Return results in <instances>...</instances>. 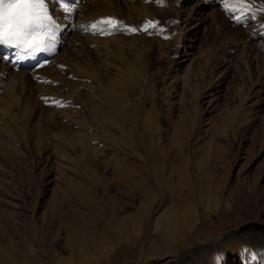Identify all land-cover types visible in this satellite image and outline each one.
Wrapping results in <instances>:
<instances>
[{
    "label": "rangeland",
    "instance_id": "obj_1",
    "mask_svg": "<svg viewBox=\"0 0 264 264\" xmlns=\"http://www.w3.org/2000/svg\"><path fill=\"white\" fill-rule=\"evenodd\" d=\"M185 1L159 29L138 9L107 47L84 35L80 11L71 42L38 77L48 83L16 78L17 98L63 112L42 122L38 112L15 138L0 133V264H264L248 237L264 235V54L247 40L227 53L228 19L203 27L208 0ZM173 21L177 45L163 32ZM86 63L119 93L128 69L142 72L138 92L120 93L124 141L93 128L71 94ZM57 125L75 140L39 151L40 130L54 138Z\"/></svg>",
    "mask_w": 264,
    "mask_h": 264
},
{
    "label": "bare ground",
    "instance_id": "obj_2",
    "mask_svg": "<svg viewBox=\"0 0 264 264\" xmlns=\"http://www.w3.org/2000/svg\"><path fill=\"white\" fill-rule=\"evenodd\" d=\"M178 1L179 0H46V4H47L48 13L53 18L57 26L56 36L58 38H56L55 40V46L57 48H62L64 44H69L71 42L70 34L72 31H74V22L72 21L73 18L76 15H78L80 11L81 13H79V16L81 17L82 15V20H83L82 21L83 23L80 24L81 25L80 29L82 30L84 35H88L86 37L90 39L94 44H102L107 47V45H112L113 41L115 40L117 41V39L114 37L115 34L119 32L121 29H125V27L129 25L128 22L129 19H132L131 21H133V17H134L133 15L137 14L138 9L143 10L147 16L150 15L149 16L150 19L155 20L154 21L155 25L153 24L154 29H159L163 25L161 21L159 22V18H161V16L162 17L168 16L167 18H169L171 16L172 8H175L174 5ZM185 2H187V0ZM166 3L167 5H165ZM244 5L245 6H242L236 3L235 0H215L213 4L210 3L208 0L205 3V5L202 6V8L203 9L213 8L211 9L212 16L210 15L211 18L209 19V21L208 22L205 21L204 23H202V26L204 27L209 22L213 23L214 25L215 22H218L219 20H222L226 17L229 21L228 25L231 27V29L235 31V35H236V37L232 38L230 41V45L232 47L229 46L230 47L229 48L227 46L229 48V49L227 48V53L230 51H231L230 54L236 52V50H238V48L240 47V45L238 44H241L242 41L247 40L245 41L246 44L245 47L246 48L249 47L248 48L249 50L247 51L252 52L251 51L253 50L252 46H255L258 47V49L261 50L260 52L264 54V0H244ZM154 6L159 7V9L158 7L156 8L158 12L154 10L155 9ZM182 8L183 6L180 7V9ZM196 9L197 7H193L187 12L192 20H193V14L195 13ZM107 17H114L116 20H118L119 21L118 27L112 29L109 28L107 25L103 24V25H99L97 30L91 29V25L93 23H96L97 21ZM176 22L174 24L173 21L164 26L163 32L165 31V36L172 37V35L178 30ZM153 25L151 24V26ZM237 25L238 26L241 25V27L238 29ZM109 29H111V31H105L104 34H101V30H109ZM166 30L168 31V33H166L167 32ZM183 37L184 34H180L177 38L172 37V40L170 41H172V44L177 45V42L181 41ZM68 39H70V41ZM118 41H122V39L120 40L118 39ZM32 61H33L32 56L24 52H21L19 50H16L12 46L0 44V87L2 88L0 89L2 90V92L0 93V100H1L0 102L2 104L0 106V115L2 117L1 116L0 117L4 120V122L0 126V133L5 134L4 136H7L8 137L7 139L17 137L16 136L17 132H15L17 128L16 126H20L25 134V132H27L26 130L29 128L31 119L34 121V119L36 118L34 116L38 112H41V117L39 122H42L41 120H44L45 118L48 119L49 121L51 119L53 120L52 114L50 115L49 113H52L54 109L53 111L51 109L50 110L45 109L46 105L45 107L44 105L42 106L40 105V107L38 106L33 109V106L31 105V101L35 100L34 97H29L25 101H23L22 98H17V96L15 95L16 94L15 87L17 83L16 78L23 79L27 83L28 81H31L32 77H34L37 78L35 79V81L38 80L40 84L42 83L47 84L48 83L47 80H46L47 82H45L39 80L38 77L42 73L49 70L50 68H53V65H55V62L58 60L53 59L48 63L47 66L43 67L42 69L40 70L34 69L31 72V69H33L32 68L33 66L31 65ZM90 64L86 63L78 66V71H80L81 77H79L80 81L78 83V86L76 87L75 85H73L71 88L72 90L70 89L72 92L71 94L74 93L76 95V101L78 105H80L81 108L83 109L86 116L85 118H87V120L89 119L93 128H95L94 125L98 126V128H100L101 135L105 134L108 137L109 136L111 137L114 132L116 133L118 132L121 140L124 141V138L128 137L127 127L129 122L127 120V117H129V114L127 113V109L125 108L127 104V100H126L127 98L126 97H125L126 99L123 98L124 95L122 94L120 95V93L127 95L129 92L134 94L138 92L139 85L141 84L140 79L142 76L140 74H142V72L139 71L140 73L139 72L134 73L132 72L131 69H128L127 74L124 75L125 77L123 81L125 85V93L124 92L119 93L117 91H112V90L111 92L109 91L110 87L107 88L104 82L96 78L97 76H94L93 74L89 75L90 72L89 69L91 70V68L93 67L92 66L90 68L89 66L92 65ZM63 71H64L63 69L57 71L56 72L57 77L60 76L62 73H64ZM60 81L65 82L63 78ZM117 82H119V80ZM47 87L43 86L42 88L43 95L44 94L46 95L47 92L46 90L50 88V86L48 88ZM62 87L56 88L54 89V91L57 90V92H59L58 90L62 89ZM111 88L113 89V87ZM92 89L93 90L95 89V91H92ZM82 90H85L86 92H82ZM94 92H97L98 94H95ZM51 93H47V94L50 95ZM51 95L53 96V94ZM49 102L51 104H55L56 107L57 105L62 104L59 101L58 102L54 101L55 103L53 101H48V104ZM52 107L54 106L52 105ZM61 111L63 112L62 109ZM61 111L60 110L58 111L57 109L54 112L60 113ZM119 121H121L122 124L119 125ZM80 122L82 124L83 120ZM84 124L87 125L89 123L85 121ZM43 129L44 128L40 130L42 133L40 132L38 133V136L40 135L38 137L39 151H43V150L45 151V149L48 148L50 140L51 141L53 140L52 142H54L56 141V138L58 139V137H61L62 139L65 138L68 144H71L73 142L72 140H75V136H77V133L74 136V132L73 135L71 134L69 135V133H71L70 131L67 134V137H65V132L67 133L68 130H66L64 126L57 125L56 128L57 131L54 138L51 137V134L48 135ZM44 133H46V135ZM86 137L87 136H85L84 138ZM166 219L167 217L161 218L158 224L160 225V223L165 222ZM248 237L252 243H255V247L257 249H260L259 247L264 248L263 246L264 244L263 245L260 244V242L261 243L264 242V235L262 236L261 234L257 236L250 235Z\"/></svg>",
    "mask_w": 264,
    "mask_h": 264
},
{
    "label": "clouds",
    "instance_id": "obj_3",
    "mask_svg": "<svg viewBox=\"0 0 264 264\" xmlns=\"http://www.w3.org/2000/svg\"><path fill=\"white\" fill-rule=\"evenodd\" d=\"M34 8L35 5L31 4L30 0H0V44H11L25 52H33L34 55L46 51L43 47L40 51H34L29 42L39 39L47 44L50 42V37L43 32L37 35L38 30L32 23L27 25L21 23L25 18L22 13Z\"/></svg>",
    "mask_w": 264,
    "mask_h": 264
},
{
    "label": "snow or ice",
    "instance_id": "obj_4",
    "mask_svg": "<svg viewBox=\"0 0 264 264\" xmlns=\"http://www.w3.org/2000/svg\"><path fill=\"white\" fill-rule=\"evenodd\" d=\"M236 3L245 6L244 0H235ZM31 4L35 5L34 9H30L22 15L25 17L21 20V23L27 25L29 23H32L35 25L36 29L38 30L37 35H39L41 32H43L44 35H48L50 37V42L47 44L43 43L39 39H33L29 42V45L33 47L34 51H40V49L48 48V47H54L55 46V40H56V23L53 20V18L49 15L46 0H30ZM243 10V9H241ZM119 22L113 19H101L97 21L96 23H93L91 25L92 30H97L99 25L103 24H109L115 27ZM105 31H111L109 30H101V34H104ZM132 31H135V29H132ZM8 46H12L11 44H7ZM14 47V46H12ZM23 50V49H22ZM30 54H33V52H30Z\"/></svg>",
    "mask_w": 264,
    "mask_h": 264
}]
</instances>
